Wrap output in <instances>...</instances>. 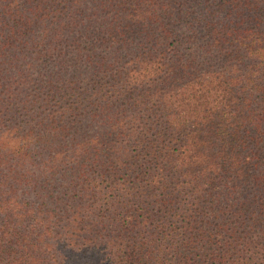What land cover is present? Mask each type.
<instances>
[{
	"label": "trees",
	"instance_id": "trees-1",
	"mask_svg": "<svg viewBox=\"0 0 264 264\" xmlns=\"http://www.w3.org/2000/svg\"><path fill=\"white\" fill-rule=\"evenodd\" d=\"M0 264H264V0H0Z\"/></svg>",
	"mask_w": 264,
	"mask_h": 264
}]
</instances>
